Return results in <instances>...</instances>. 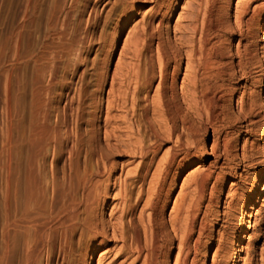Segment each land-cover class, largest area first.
<instances>
[{"label": "rangeland", "instance_id": "374dc122", "mask_svg": "<svg viewBox=\"0 0 264 264\" xmlns=\"http://www.w3.org/2000/svg\"><path fill=\"white\" fill-rule=\"evenodd\" d=\"M173 1L170 0L172 3ZM172 3H169L168 8H157L154 14L156 18H163V25L160 28L163 38L174 41L180 35V33L172 31L173 26L177 24L176 21L180 26H187L191 22L188 19L195 13H198L199 21L201 18L208 19L206 16L218 18L222 24L223 33L226 30L222 37L225 39L222 62L226 65L224 80L219 82L222 87L218 90L216 97L215 110L218 115L214 128L216 126L217 128L212 130L208 125H198L199 128L202 127V130L200 129V133L194 138L197 142L196 147L189 151L185 159L174 163L165 172L160 169L155 170L156 162L172 145L171 140L164 142L157 150L154 166L152 165L150 168L152 176L149 172L147 181L151 176L152 186L157 191L153 200L156 204L154 209L156 229L154 231L156 233L154 236L157 244L149 242L150 240L147 239L149 236L146 237V241L143 240L144 236L141 234L145 244L141 253L137 254L129 246V242L121 240L119 235L116 236V239L108 237L112 232L107 225L111 223L116 225L117 219L115 218L119 215L118 208L115 206L118 199L113 198L116 190H113L112 185L102 207L98 206L96 211L94 210L90 215L98 227L105 225L103 227L107 233L106 238L84 227L83 217L85 218V214L81 206H78L75 211L76 219L68 221L70 218L66 213L56 216L58 213H53L51 207L53 197V189L50 185L53 176L51 174L58 172L61 175L65 166V154L57 159L49 151L50 153H47L43 162V169L47 176L44 184L46 183L45 190H47L45 193L46 203L42 207V217H37L34 221L25 224L22 223L23 225L16 228L18 231L11 230L1 264H85L88 256L92 253L94 254V264H143L144 255L151 248L155 249L159 264H231L230 245L235 238L236 229L241 224L240 209L254 189L257 173L264 170V144L261 141L264 131V102L261 101L262 94L256 91L259 78L262 77L264 81V50L260 49L257 42L260 36L259 25L264 19V0H232L231 3L229 0H179V5L172 18H169L167 14L172 9ZM153 5L151 0H0V43L5 60L3 68L10 67L9 61L13 59L14 54L21 56L18 64L19 74L27 84L32 68L31 58L42 57L44 60L42 62L45 64V71L41 78L42 83L45 86L50 85L52 89L48 96L54 109H50V123H55L59 119L56 116L55 107L58 112H61L62 107L66 105V98L72 97L71 105L65 107V119L69 120L68 125L72 126L77 114L82 113L83 122L80 128L82 132L84 131L83 133L90 128L87 126L90 115L98 116L100 121L96 120L95 126L99 128L103 124L111 77L113 74L117 76L116 88H118L119 69L131 61V45L123 48L122 55L119 56L120 43L134 23L141 24V21L148 20L151 14L149 8ZM254 5L263 9L255 18L257 27L255 26L252 36L242 39L238 34H231L235 19L243 7L252 8ZM132 6L134 11L133 14H130ZM179 11L178 18L177 12ZM58 31L64 32L66 37H59L56 34ZM73 34L80 40L83 39L85 44L80 52H75L76 55L69 57L61 49V44ZM188 34L189 32L184 35ZM184 35L181 34V36ZM51 39L54 40L51 41ZM239 41L241 44L238 48ZM242 45L246 49L250 61L248 60L247 68L241 70L235 63L238 61V52ZM154 47L155 45L152 43L153 52L155 51ZM77 54H79L78 57ZM147 55L149 54L147 53ZM118 57L121 59L118 60ZM51 60L53 61L51 62ZM158 70V64L155 62L154 72L156 75ZM177 72L175 92L179 94L180 90L177 87L184 73V67L178 68ZM98 77L105 79H103L102 87H100L101 82ZM5 80L6 75L1 72L0 92L2 93ZM157 83L156 76L148 87L150 97L154 95ZM28 92L27 89L24 92L26 97ZM247 96L255 103V106L252 113L245 117L239 113L237 104L241 98L248 99ZM0 98L2 99L3 96L1 95ZM120 108L117 107L111 113L115 118L119 116L118 120H121L123 115L127 116L130 113V104L128 103L127 108H121V110ZM181 108L184 110L183 104ZM0 121V131H2V120L0 119ZM120 122L118 121L113 126L118 128L117 135H121L119 138L124 139V144H129L130 140L124 133L125 131L123 132V125ZM98 134V137L101 138H98L99 142L104 146L101 130H98ZM84 147L80 152L81 164H83V156H85ZM121 148L124 150L123 147ZM114 155L111 160L116 164V168L112 180L119 175L121 168L126 172L131 171V175L134 174V167L138 159L132 161L129 156L122 155V153ZM196 166H200L198 170H203L208 175L204 185L202 184L200 187L192 185L189 180L191 177H197L192 176ZM154 170L155 173H153ZM157 172L162 173L159 176ZM175 200L184 205H191L196 211L192 223L188 224V230L185 231L183 245L179 244V237L182 233L180 231L178 233L170 221V214H174L172 207ZM142 204L143 202L140 203L136 211V222H138L136 216ZM12 214L16 216L15 220L19 223L21 220L20 211ZM2 218L3 212L0 203V229ZM245 223L249 227L242 241L239 264H264V187ZM137 224L142 233V224L140 222ZM1 239L0 236V246L2 245ZM100 253L102 254L98 258Z\"/></svg>", "mask_w": 264, "mask_h": 264}, {"label": "bare ground", "instance_id": "6f19581e", "mask_svg": "<svg viewBox=\"0 0 264 264\" xmlns=\"http://www.w3.org/2000/svg\"><path fill=\"white\" fill-rule=\"evenodd\" d=\"M231 1L229 0V3ZM151 2L154 5L149 8L151 14L148 20L141 21V24L134 23L120 43L119 56L122 55L123 48L131 45V61L128 65L119 69L120 82L118 88H116L117 76L113 74L111 77L103 124L96 128L98 126H95V121L98 120V116L90 115L87 121V126L90 128L85 133L80 128L83 122L82 113L77 114L72 126H69V120L65 119V107L71 105L72 97L66 98V105L62 107L61 112H58L55 107L56 116L59 119L55 123H50V109H53V107L48 96L51 94L52 89L50 85L45 86L42 83L41 78L45 71V64L42 62L44 61L43 58L40 56L31 58L30 78L28 83L25 84L19 74L18 64L21 56L14 54L13 59L9 61L10 67L3 68L5 60L2 44L0 43V73L2 72L6 75L3 93L0 92V96H3L2 99L0 98V119L2 120V131H0V203L3 212L0 229L2 238L0 264L5 256L6 242L11 230L34 221L37 217H42V207L46 203L45 193L47 190H45L46 183L44 184L47 176L43 169V162L49 151L57 159L65 154V157L63 156L65 166L61 171V175L55 172L51 174L53 175L51 177L52 181H49L53 189L51 207L53 208V213H58L56 216L66 213L68 218H70L68 221L76 219L77 213L75 211L78 206H81L85 214V218L83 217L84 227L106 238L107 233L104 231L105 227H103L105 225L98 227L90 215L98 206L102 207L101 205L104 203L105 197H108L110 186L112 185L113 190H116L115 194L112 195L114 199H118L115 206L118 208L119 215L115 218L117 219L116 225L112 223L107 225L112 232V234L110 233L111 236L108 237L116 239V236L119 235L121 240L129 242V246L137 254L143 250L145 244L143 240L146 241L147 236H149L147 238L150 240L149 242L154 245L157 244L154 236L156 233L154 231L156 230L154 219L156 204L153 201L157 191L152 186L150 168L155 163L158 148L164 142L171 140L172 145L163 154L162 158L159 161L157 160L155 170L158 171L160 169L165 172L174 163H179L182 159H185L189 151L196 147L197 142L194 138L200 133L202 128H199L198 125H208L212 130L217 128V126L214 128L218 115L215 107L217 92L222 87L219 82L223 81L225 76L224 67L226 64L222 62L225 52V39L222 37H224L226 30L223 33L222 24L218 18L206 16L208 19L201 18L200 22L198 13L194 12L195 14L192 13V17L188 19L191 22L187 26H180L179 22L176 21L177 24L175 23L176 26H173L172 31H176L180 35L174 41H170L168 38L164 39L160 32L163 18H156L154 14L157 8H168L169 3L172 2L170 0H151ZM178 5L179 0H174L172 9L167 14L169 18H172ZM181 8L183 9V7ZM130 9V14H133V6ZM262 9L258 5H254L252 8L244 6L235 19V25L232 29L233 33L231 34H238L242 39L250 36L255 30V18L262 12ZM177 13L179 18L180 11ZM259 26L260 36L257 42L260 49L264 50V19ZM187 32L189 34L184 35ZM182 33L184 36H181ZM56 34L59 37H66V34L62 31H58ZM210 34L212 35L209 36ZM65 42V44H61L60 41L61 49L69 57L76 55L75 52H80L85 44V41L77 38L75 34L68 37ZM152 43L155 45L154 52L151 48ZM240 44L239 41L238 48ZM52 45L56 47L54 44ZM240 47L238 61L235 64L242 70L247 68L249 56L244 46ZM57 58L56 60H58ZM119 59L121 58L118 57ZM155 62L159 68L157 75L154 72ZM182 66L184 67V73L177 87L180 90L178 94L175 92V83L178 76L177 70ZM156 76L158 83L156 84L154 95L150 97L148 87ZM103 79L102 77L100 78V87H102V83L105 80ZM26 89L29 91L27 97L24 95ZM256 91L262 94L261 101L264 102V81L262 77L258 80ZM128 103L130 104V113L127 116L123 115L121 120L117 119L119 116L115 118L111 114L117 107L127 108ZM182 104L184 105V110L181 108ZM254 106L255 103L250 100V97L248 99L241 98L237 104L239 113L245 117L252 113ZM117 120L121 121L122 130L123 132L125 131L124 133L127 134L130 140L129 144H124V139L121 140L119 138L121 135H117L116 131L118 128L113 126V124L118 122ZM98 130L103 133L104 146L99 142ZM261 136V141L264 144V131ZM82 147L85 149L83 164L80 163ZM121 147L124 150H121ZM118 153L129 156L132 161L138 159V162L134 167V174L131 175L130 170V172H126L121 168L119 175L112 180L116 164L111 158ZM198 169H200V166H196L192 172V176L195 175L197 177H191L190 179L188 177V179L192 185H199L200 187L208 175L203 170ZM155 170L153 173L156 172ZM149 172L151 176L147 181ZM190 182L188 181V183ZM263 187L264 170H261L257 173L253 191L249 198L247 197V201L243 202L244 204L240 209L241 224L236 229L235 238L230 245L231 264L240 263L241 245L249 227L245 222L260 198ZM141 202L143 204L139 208L136 217H138V222L142 224V233L135 219L136 211ZM172 208L174 214H170V221L172 226L178 230V233L179 231L182 233L179 237V244L183 245L185 231L188 230V224L192 223L196 211L191 205H184L179 201H176ZM16 211H20L21 220L19 223L15 220L16 216L12 214ZM79 223L81 224V222ZM68 233L70 234V232ZM141 234L144 236L143 240ZM101 254H99L98 258ZM156 256L155 249L151 248L144 255L143 264H159L158 256ZM93 262L94 254L92 253L88 256L85 264H94Z\"/></svg>", "mask_w": 264, "mask_h": 264}]
</instances>
